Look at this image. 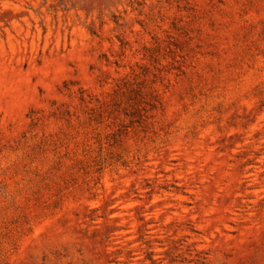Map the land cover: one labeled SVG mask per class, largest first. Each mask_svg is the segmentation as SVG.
I'll return each instance as SVG.
<instances>
[{
    "label": "rangeland",
    "instance_id": "374dc122",
    "mask_svg": "<svg viewBox=\"0 0 264 264\" xmlns=\"http://www.w3.org/2000/svg\"><path fill=\"white\" fill-rule=\"evenodd\" d=\"M0 264H264V0H0Z\"/></svg>",
    "mask_w": 264,
    "mask_h": 264
}]
</instances>
